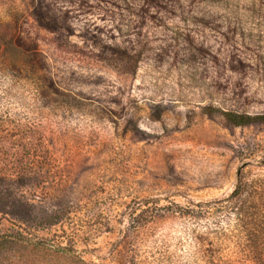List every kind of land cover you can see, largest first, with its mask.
Returning <instances> with one entry per match:
<instances>
[{"label":"rangeland","instance_id":"rangeland-1","mask_svg":"<svg viewBox=\"0 0 264 264\" xmlns=\"http://www.w3.org/2000/svg\"><path fill=\"white\" fill-rule=\"evenodd\" d=\"M0 38V264L240 259L216 203L264 179V122L226 116L264 117V0H0Z\"/></svg>","mask_w":264,"mask_h":264},{"label":"trees","instance_id":"trees-1","mask_svg":"<svg viewBox=\"0 0 264 264\" xmlns=\"http://www.w3.org/2000/svg\"><path fill=\"white\" fill-rule=\"evenodd\" d=\"M38 21L41 25L46 27H54L55 23H46L43 20V16L38 17ZM8 37V35H3L2 38ZM0 38V58L1 63L5 65H10L11 60L16 58L13 55H17V51H10V39ZM17 43V41H16ZM20 54V52H19ZM26 54V53H23ZM35 54V53H33ZM26 56V55H24ZM0 63V64H1ZM19 61L15 62L13 67L19 65ZM32 68V67H31ZM1 70V68H0ZM40 77H38V81ZM227 118L236 126L249 125L256 121L264 122V117L252 118L244 115H226ZM240 181L233 193L228 197L226 205H223L217 201L219 213H227L232 215L234 220L232 233L238 239L234 240V245L238 250L237 253L240 254V259L236 261L224 262L222 264H264V179H258L251 182H244L241 180L240 171ZM220 231H226L221 228ZM224 241H230L225 234H221ZM225 242L222 241V244ZM10 246L11 248L21 247L23 249H29L36 252H48L49 248L46 242L43 241H33L28 239L22 234L10 235ZM60 252L71 253L67 249L61 248ZM212 256V255H211ZM209 261L207 264H214L211 257H207Z\"/></svg>","mask_w":264,"mask_h":264}]
</instances>
